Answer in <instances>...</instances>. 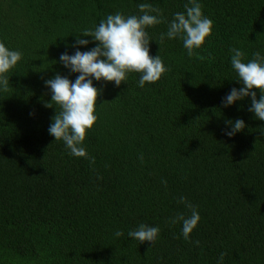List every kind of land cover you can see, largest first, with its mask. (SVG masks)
I'll list each match as a JSON object with an SVG mask.
<instances>
[{
    "label": "trees",
    "instance_id": "trees-1",
    "mask_svg": "<svg viewBox=\"0 0 264 264\" xmlns=\"http://www.w3.org/2000/svg\"><path fill=\"white\" fill-rule=\"evenodd\" d=\"M197 2L214 25L193 56L180 38L160 42L167 23L146 28L150 55L170 69L159 81L93 78L102 92L83 142L90 164L48 131L60 109L45 107V81L79 75L61 54L108 15L139 16L148 3L171 21L190 0H0V42L23 53L0 91V264H218L222 252L223 264H264V121L250 97L223 104L242 87L231 49L244 62L264 56V0ZM236 119L244 130L225 135ZM181 196L201 217L192 242L171 222L191 215ZM141 223L160 228L154 243L128 236Z\"/></svg>",
    "mask_w": 264,
    "mask_h": 264
},
{
    "label": "clouds",
    "instance_id": "clouds-1",
    "mask_svg": "<svg viewBox=\"0 0 264 264\" xmlns=\"http://www.w3.org/2000/svg\"><path fill=\"white\" fill-rule=\"evenodd\" d=\"M141 15L124 16L117 12L108 15L94 29H85L80 36H76L73 47L74 55L62 53L59 62L72 73H79L75 82L57 73L53 78L45 81V85L51 90V101L45 107L52 108L53 104L59 106L60 111L52 118L48 129L49 134L55 140H62L69 154L77 158L89 159L90 164H95V158L89 157L83 142L87 131L97 121L95 106L102 89L93 85L96 81L114 82L121 85L127 74L140 73L139 86L146 83H155L167 68L159 55H150L149 45L151 38L146 28L161 23H167L168 30L161 33L159 40L162 43L165 38H180L187 50L189 57L194 55V49L200 48L207 37L212 34L214 22L206 17L202 11V5L197 0H190L185 4V12H177L171 21H167L159 8H153L148 3L138 5ZM82 37H91L92 41ZM95 42L96 46L89 51H80L79 46H87ZM231 66L238 74V82L242 87L232 88L223 100L224 107L242 101L246 97L251 98L249 111L255 114V118L264 121V56L259 51L253 53V59L244 62L245 53L240 49H231ZM23 53L18 50H10L3 42H0V91L8 92L9 78L7 73L13 69L22 59ZM261 93L257 99V92ZM31 115V113H30ZM231 126L225 135L232 137L246 127L242 119L227 121ZM264 135V133H261ZM142 159V156H141ZM102 179V177H98ZM162 183L166 186L167 181ZM179 203L184 204L190 210L191 215L185 216L177 213L172 223L182 222V235L186 241H190V234L197 227L201 217L196 206L181 196ZM160 228L141 223L136 229L130 230L128 236L135 240L151 242L157 239ZM122 231H116V237H122ZM192 242V241H190ZM199 246V241H194ZM226 252H222L218 264H223Z\"/></svg>",
    "mask_w": 264,
    "mask_h": 264
}]
</instances>
